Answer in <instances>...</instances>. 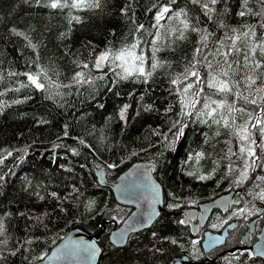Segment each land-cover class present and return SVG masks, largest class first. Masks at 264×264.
I'll return each mask as SVG.
<instances>
[{
	"label": "trees",
	"instance_id": "obj_1",
	"mask_svg": "<svg viewBox=\"0 0 264 264\" xmlns=\"http://www.w3.org/2000/svg\"><path fill=\"white\" fill-rule=\"evenodd\" d=\"M48 2L0 0V264H35L73 228L88 232L100 246L97 264H168L184 254L189 264H264L241 243L248 219L260 216L255 231L264 223V199L257 195L264 189L259 179L264 177V160L249 170L247 180L235 183L245 160L250 162L241 157L242 142L223 122L218 125L194 114L203 109L208 95L245 110L235 114L237 125L254 123L247 113L262 114L264 101L253 105L238 93L256 95L264 76L249 87L242 78L247 69L234 75L230 70L231 80L238 82L231 93L212 94L207 86L209 72L218 75L223 65L217 53L227 52L233 37L254 26V36L237 41L241 52L228 57L240 64L248 47L264 40L260 0H247L246 6L244 0H217L209 5L211 12L203 8L205 0H174L159 22L155 44V14L167 0H100L99 7L56 9ZM181 9L189 24L182 39L173 29L183 25L175 16L167 19ZM241 11L246 14L240 16ZM139 25L143 28L136 31ZM205 34L207 41L202 40ZM133 43L138 45L136 55L144 57V74L121 78L120 61L111 57L102 68L95 67L102 53ZM253 55L261 59L259 49ZM154 62L160 66L153 69ZM186 69L196 71L199 79L185 80ZM80 71L90 83L76 82ZM38 73L43 89L27 78ZM189 83V100L201 92L195 97L196 108L184 107L183 87ZM218 113L228 115L227 108ZM259 136L254 129L258 157L264 152ZM196 153L203 154L199 160ZM136 161L153 162L164 202L149 229L130 235L126 245L117 248L109 233L132 208L116 202L110 188L98 183L96 170L104 169L113 182ZM231 190L239 205L225 214L214 212L196 237L180 223L182 209ZM241 208L246 209L243 214L233 215ZM230 222L235 227L226 243L205 253L203 231L218 232ZM255 231L248 244L256 240Z\"/></svg>",
	"mask_w": 264,
	"mask_h": 264
},
{
	"label": "snow or ice",
	"instance_id": "obj_2",
	"mask_svg": "<svg viewBox=\"0 0 264 264\" xmlns=\"http://www.w3.org/2000/svg\"><path fill=\"white\" fill-rule=\"evenodd\" d=\"M40 0H37V3H39ZM195 2H199V0H195ZM261 4L264 5V0H260ZM174 3V0H167L166 3L159 6V9L156 11L155 14V20L156 24L153 25L154 28L157 29L156 32V39L153 41V44H155L156 40L160 38V32H159V22L163 19H165L166 14L171 11L170 5ZM217 3V0H205L203 3V8L207 12L213 11L212 8L209 7V5H215ZM245 6L247 5V0H244ZM48 7L52 9L56 8H81L84 6L87 7H99L100 6V0H49ZM155 7V5H154ZM248 11H251L250 9ZM246 14L245 11H241L239 13L240 16H244ZM256 15H259L260 13H255ZM172 16H175L177 20L180 22V24L183 25L182 29H173V31H179V37L183 38L184 31L183 29H187L189 27L186 13H184V10L181 9L177 12H173L172 15H169L167 19H172ZM181 16H185V19L180 20ZM73 20L78 21L79 17H72ZM264 26V25H262ZM143 28V25H139L136 29V31H140V29ZM195 30V29H193ZM255 35V29L254 26H249L248 31H244L236 35L232 38V44L231 47L228 48L227 52L224 53H217L218 55H221L223 57V65H220L218 68L219 74L217 75L215 71L209 72V79L207 81V86L209 89L213 90L212 94L216 93H231L233 91V86H238L237 81H232L230 78V70H232V74L234 75L235 72L240 71L242 69H247V71L243 75V80L247 82L248 86L251 87L252 85H256L257 79L260 76H264V73H258V70L264 68V40H262L260 43H252L248 50L244 53V63L240 64L239 60H233L232 63L229 62L228 57L233 53H240L241 48L237 46V41L241 39V37H251ZM208 36L207 34L203 35L202 40L207 41ZM137 43H133L130 46H127L125 48H122L118 50L115 53H109L105 52L102 53L100 57L97 58L96 67H99L100 64L108 60L109 57H111L115 61H120V63L117 65V67L121 68L123 71V76L121 78H126L128 75H131L132 72H140L141 74H144V69L142 67L144 57L142 55H136L135 49L137 47ZM257 49H259V56L261 59H255L254 55L257 52ZM158 50V49H156ZM199 51V49L197 50ZM137 62H139V66H137ZM233 64H236L238 67L236 69H233ZM158 62H154L152 64V68L155 69L159 67ZM84 68H87L88 65L84 64ZM194 67V65H193ZM207 67L209 69L213 68V65L211 63L207 64ZM43 72V69L41 70ZM39 73L36 75L28 74L27 78L28 81L34 85L36 88L43 89L45 85L40 82L39 80ZM117 75H120V73H117ZM145 75L150 76L151 72L146 73ZM46 76V74H45ZM188 76L196 77L199 79L198 73L196 71H189L186 69V75L184 76V79L187 80ZM221 77L227 78L223 79ZM77 83H90L91 81L85 79V73L83 71L77 72L76 76L74 77ZM173 84L178 83V80H173ZM192 88V84L189 83L186 86L183 87V101H186L184 103L185 108H196L197 100L195 97H199L201 95L200 91H197L194 93L193 99L187 98V93L189 89ZM254 92L256 95H253L251 92L249 93V96H252L251 99H249V96H243V93H238V95L242 96L245 102L251 103L253 105H256L258 101H264V82L260 84L259 87H256L254 89ZM215 105V107H213ZM227 108L228 115H223L218 113L219 109ZM206 110V111H205ZM245 110L243 108L237 109L233 105L227 104L226 100H213L211 98V95H208L205 99V102L203 103V109L198 110L194 114L197 116L207 117L211 118V121L216 124H221L223 122V126L225 128L232 129V134L237 136L239 140L242 142L239 152L241 154V157H248L250 158V162L245 160L244 166L242 169L239 170V174L235 179V183L241 184L245 180L248 179V173L249 170L254 168L258 161L264 160V152H262L261 156H257L256 152V145L257 141L253 138V130L257 129L259 130V138L262 141V143L259 145L261 149H264V107L261 109V115H257L253 117L252 113H247L248 120H254V123L249 126L248 122L245 121L242 124L237 125L236 124V113H244ZM217 115H219V118H217ZM242 118V117H241ZM202 123L207 122V120H201ZM179 134H182L179 133ZM219 134V133H217ZM83 143V141H81ZM230 154L231 150H229ZM11 155V153H9ZM203 154L202 153H196V159L199 160ZM230 171H235V169H231ZM205 177L201 176L200 179H204ZM260 180H264V177H260ZM55 195V194H53ZM258 198L264 199V189L261 190L260 193L257 194ZM246 211V209L241 208L238 212H234L233 215L243 214ZM180 223H184V221H180ZM213 227H217V225H213ZM232 227H235L232 225ZM3 231V225L0 223V232ZM195 243V242H193ZM243 243V241L241 242ZM251 255V253H249Z\"/></svg>",
	"mask_w": 264,
	"mask_h": 264
},
{
	"label": "water",
	"instance_id": "obj_3",
	"mask_svg": "<svg viewBox=\"0 0 264 264\" xmlns=\"http://www.w3.org/2000/svg\"><path fill=\"white\" fill-rule=\"evenodd\" d=\"M96 178L100 185L110 188L118 204L132 208L123 221L109 233L110 243L122 248L130 235L149 229L159 217L164 202L163 186L154 176L153 162L148 161L132 163L113 182L107 180L102 168L96 170ZM238 205L236 191H229L202 202L197 208H184L180 213L183 224H188L191 234L197 236L199 229L206 226L213 212L226 213L230 207ZM259 220L260 217H255L248 221L242 244L244 249L251 251L253 257L264 261V223L256 235V240L247 245L249 235L254 232ZM233 224L234 222L228 224L221 232L206 230L202 239L203 250L207 253L224 245L228 230ZM100 255L101 248L93 236L81 228H73L35 264H97ZM168 264H189V259L186 255H179Z\"/></svg>",
	"mask_w": 264,
	"mask_h": 264
},
{
	"label": "flooded vegetation",
	"instance_id": "obj_4",
	"mask_svg": "<svg viewBox=\"0 0 264 264\" xmlns=\"http://www.w3.org/2000/svg\"><path fill=\"white\" fill-rule=\"evenodd\" d=\"M232 207H233V206H232ZM228 211H229V210H228ZM228 211H227V212H228ZM215 212H220V211H215ZM227 212H226V213H227ZM213 213H214V212H213ZM221 213H222V212H221ZM224 214H225V213H224ZM210 217H211V216H210ZM209 219H210V218H209ZM208 222H209V220H208ZM208 222H207V224H208ZM230 223H233V222H230ZM230 223H229V224H230ZM234 223H235V222H234ZM247 223H248V222H247ZM207 224H206V226H207ZM187 225H188V224H187ZM227 225H228V224H227ZM227 225H226V226H227ZM233 225H234V224H233ZM188 226H189V225H188ZM206 226H205V227H206ZM226 226H225V227H226ZM225 227H224V228H225ZM189 228H190V226H189ZM201 228H204V227H201ZM201 228H200V229H201ZM224 228H223V229H224ZM247 228H248V224H247ZM255 228H256V227H255ZM200 229H199V230H200ZM223 229H222V230H223ZM231 229H232V228H231ZM231 229H229V230H231ZM206 230H209V229H206ZM206 230H204L203 233H202V239H203V234H204V232H205ZM222 230H221V231H222ZM229 230H228V235H229ZM211 231H212V230H211ZM221 231H218V232H221ZM246 231H247V229H246ZM246 231H245V233H246ZM254 231H255V230H254ZM258 231H259V230H258ZM258 231H255V232H256V235H257ZM212 232H214V231H212ZM245 233H244V234H245ZM251 233H252V232H251ZM251 233H250V234H251ZM198 234H199V232H198ZM192 236H193V235H192ZM243 236H244V235H243ZM249 236H250V235H249ZM194 237H196V236H194ZM256 237H257V236H256ZM227 238H228V236H227ZM242 238H243V237H242ZM226 240H227V239H226ZM248 241H249V238H248ZM241 242H242V240H241ZM225 243H226V242H225ZM252 243H253V242H252ZM252 243L248 244V242H247L248 245H251ZM201 245H202V241H201ZM222 246H223V245H222ZM220 247H221V246H220ZM202 248H203V247H202ZM217 248H218V247H217ZM242 248H244V245H243V244H242ZM245 250H246V249H245ZM204 252H205V251H204ZM209 252H210V251H209ZM205 253H206V252H205ZM207 253H208V252H207ZM184 255H185V254H184ZM188 259H189V258H188ZM189 261H190V260H189Z\"/></svg>",
	"mask_w": 264,
	"mask_h": 264
},
{
	"label": "rangeland",
	"instance_id": "obj_5",
	"mask_svg": "<svg viewBox=\"0 0 264 264\" xmlns=\"http://www.w3.org/2000/svg\"><path fill=\"white\" fill-rule=\"evenodd\" d=\"M101 56V55H100ZM100 56H98V57H100ZM96 62H97V59H96ZM95 65H96V63H95ZM104 66V61L100 64V66L99 67H96V68H102Z\"/></svg>",
	"mask_w": 264,
	"mask_h": 264
},
{
	"label": "bare ground",
	"instance_id": "obj_6",
	"mask_svg": "<svg viewBox=\"0 0 264 264\" xmlns=\"http://www.w3.org/2000/svg\"><path fill=\"white\" fill-rule=\"evenodd\" d=\"M46 255H47V254H46ZM46 255H45V256H46ZM45 256H44V257H45ZM41 260H42V259H41ZM39 261H40V260H39Z\"/></svg>",
	"mask_w": 264,
	"mask_h": 264
}]
</instances>
